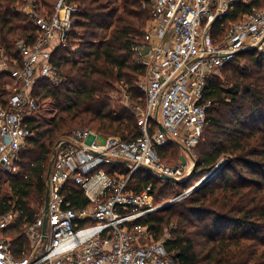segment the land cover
<instances>
[{
  "label": "built area",
  "instance_id": "built-area-1",
  "mask_svg": "<svg viewBox=\"0 0 264 264\" xmlns=\"http://www.w3.org/2000/svg\"><path fill=\"white\" fill-rule=\"evenodd\" d=\"M147 1L151 17L133 45L134 57L145 69L137 82L146 94V106L136 111L141 136L125 140L77 128L60 139L48 181L47 233L43 209L24 225L26 245L18 254L7 232L21 213L15 206L0 211V264H177L166 238L156 239L145 219L166 203L186 198L220 167L160 203L153 185L139 190L133 176L142 169L160 181H171L163 175L179 182L189 176L181 164L164 163L159 149L173 143L190 154L207 125L209 80L240 53L264 56V7L253 6V0ZM238 5L250 8L233 18ZM27 7L36 26L34 41L17 40L12 54L0 46V75L13 79L5 84L8 101L0 100V169L10 173L19 172L22 151L36 135L30 122L47 104L35 95L38 81L63 80L52 57L59 47L72 45L79 12L71 0H57L52 13L33 0ZM76 187L86 206L73 207L69 196Z\"/></svg>",
  "mask_w": 264,
  "mask_h": 264
},
{
  "label": "trees",
  "instance_id": "trees-1",
  "mask_svg": "<svg viewBox=\"0 0 264 264\" xmlns=\"http://www.w3.org/2000/svg\"><path fill=\"white\" fill-rule=\"evenodd\" d=\"M33 1L50 13L57 2ZM71 1L79 6L72 45L59 47L52 57L63 80L58 84L39 80L35 90L36 97L48 102L55 113L30 122L36 135L22 151L19 172L0 169V211L15 206L21 213L18 224L7 232L13 235L18 254L26 245L24 225L45 209L48 170L60 139L77 128L125 140L141 136L132 106L145 104L137 85L145 69L135 59L133 45L140 41L151 17L148 1ZM27 2L0 0V46L8 54L17 40L32 43L35 39V24L18 8ZM252 5L263 8L264 0H253ZM248 8L238 5L232 17ZM222 74L233 84L225 86ZM12 81L10 74L0 75L4 104L10 97L5 84ZM121 85L132 106L113 97ZM204 96L210 106L206 128L195 146L193 177L209 173L223 158L226 162L190 195L149 215L145 223L156 239L163 237L165 228L170 229L165 245L177 264H264V56L255 51L238 54L209 80ZM175 149L179 147L173 143L161 147V160L168 152L176 154ZM5 181L11 196L3 191ZM188 181H160L145 169L133 176L139 190L153 185L158 203L167 199L163 197L167 190L181 187V192ZM69 199L73 207L88 204L79 187Z\"/></svg>",
  "mask_w": 264,
  "mask_h": 264
},
{
  "label": "rangeland",
  "instance_id": "rangeland-1",
  "mask_svg": "<svg viewBox=\"0 0 264 264\" xmlns=\"http://www.w3.org/2000/svg\"><path fill=\"white\" fill-rule=\"evenodd\" d=\"M27 5H28V2L25 4V5H21V6H19L20 7V10H24V12L27 14V9H28V7H27ZM28 15V14H27ZM215 32V31H214ZM246 63H248V62H246ZM143 75L144 74H140L139 75V77H138V80H137V82L138 81H140L141 79H143ZM221 79H222V81L223 82H226V85L225 86H230L231 84H233V83H230L226 78H225V76L222 74V76H221ZM226 80V81H225ZM138 84V83H137ZM125 87L123 86V85H121V86H119L118 87V92L116 91H114L113 93H112V95H113V97L115 98V99H118L120 102L122 101V102H124L126 105H131V99H130V97L127 95V93L125 92V89H124ZM139 88V87H138ZM139 90H140V88H139ZM142 92V91H141ZM143 93V92H142ZM143 96H144V100H145V104H143V105H137V106H132V108L133 109H135V112L137 111V108L138 109H143L145 106H146V94L145 93H143ZM44 110L42 111V113H41V115H40V117H50V116H52L54 113H55V111L54 110H52L51 108H50V105L48 104V102H47V104H45L44 105ZM179 147V146H178ZM173 148H176L175 146L173 147ZM176 151V154H170V152H168V154H166L165 155V157H163V162L164 163H166V164H169V165H171V166H175L176 164H181L183 167H185V170L186 171H188V170H190L192 173H190L189 174V176H187V177H190V179H189V181H188V183H187V185L185 186V189H188V188H190V187H192V186H195L196 184H198V182H200V180L202 179V177L203 176H201V177H199V178H195V177H197V176H194L193 177V171H194V168H195V165H196V159H195V156H196V150H195V148L192 150V152L190 153V154H188L187 152H185L183 149H181L180 147H179V149L177 150V149H175ZM228 155H226V157H227ZM225 162H226V160L223 158L220 162H219V167H223L224 166V164H225ZM218 167V168H219ZM185 171V172H186ZM187 173V172H186ZM192 174V175H191ZM206 175V174H205ZM186 177V178H187ZM185 178V179H186ZM193 178H195V179H193ZM184 179V180H185ZM181 190V187H173L172 189H170V190H167L166 191V194H164L165 196H163V197H166V196H168L167 197V199H165V200H163V202L165 201H168V200H171L179 191ZM184 190V189H183ZM3 191L6 193V194H8L9 196H11L12 195V193L10 192V190H9V188H8V181H5V182H3ZM168 230L170 231V229L167 227V229L165 228V233H164V235H163V237L162 238H167V236L168 235H170V233H167L168 232ZM11 236H13L12 234H10ZM161 238V239H162Z\"/></svg>",
  "mask_w": 264,
  "mask_h": 264
},
{
  "label": "water",
  "instance_id": "water-1",
  "mask_svg": "<svg viewBox=\"0 0 264 264\" xmlns=\"http://www.w3.org/2000/svg\"><path fill=\"white\" fill-rule=\"evenodd\" d=\"M55 155H56V149L54 151V155H53V159L50 163V166H49V170H48V175H47V179L49 181V178H50V174H51V171H52V167H53V164H54V160H55ZM192 173V172H191ZM192 175V174H191ZM163 178L167 179V180H171V181H174L176 183H181L179 182L177 179H175L174 177H170V176H166V175H163ZM190 179V177H187L183 182H186ZM172 203L169 202V203H166L164 206H162V209L170 206ZM48 205H49V189L47 190V194H46V201H45V217H44V226H43V232L44 234L46 235L47 233V229H48Z\"/></svg>",
  "mask_w": 264,
  "mask_h": 264
}]
</instances>
